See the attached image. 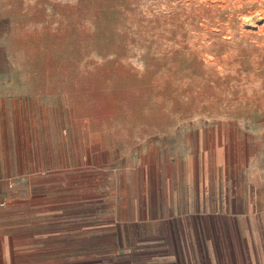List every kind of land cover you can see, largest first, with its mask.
Segmentation results:
<instances>
[{
  "label": "rangeland",
  "instance_id": "1",
  "mask_svg": "<svg viewBox=\"0 0 264 264\" xmlns=\"http://www.w3.org/2000/svg\"><path fill=\"white\" fill-rule=\"evenodd\" d=\"M0 146L21 176L6 181L21 237L53 224L33 207L67 204L94 218L102 251L124 230L171 235L203 188L196 218L220 201L251 213L264 0H0Z\"/></svg>",
  "mask_w": 264,
  "mask_h": 264
},
{
  "label": "crops",
  "instance_id": "2",
  "mask_svg": "<svg viewBox=\"0 0 264 264\" xmlns=\"http://www.w3.org/2000/svg\"><path fill=\"white\" fill-rule=\"evenodd\" d=\"M5 155L0 146V200H8L0 208V264H264V175L253 182L251 213L239 215L240 204L236 203L230 207L234 210L230 217L228 205L220 201V206L212 208L220 216L196 218L193 213L201 209L209 212L203 188L202 204L195 192L187 195L182 208L192 215L173 221L171 235L157 233L136 240L124 230L108 236L110 249L102 251L96 243L103 239L98 236L96 221L93 217L85 220L80 204L33 207L32 213L42 210L53 224L47 233L21 237L17 195L6 188V181L21 176L13 166L4 168ZM219 197L222 200L221 188ZM142 198L140 207L147 212L146 197ZM128 200L125 207H138V200L132 196Z\"/></svg>",
  "mask_w": 264,
  "mask_h": 264
}]
</instances>
